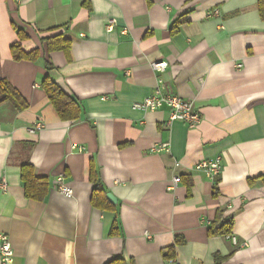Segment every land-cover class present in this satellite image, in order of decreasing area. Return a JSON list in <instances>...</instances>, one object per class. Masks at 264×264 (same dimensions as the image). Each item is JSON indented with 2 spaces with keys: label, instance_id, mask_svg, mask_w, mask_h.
<instances>
[{
  "label": "crops",
  "instance_id": "obj_1",
  "mask_svg": "<svg viewBox=\"0 0 264 264\" xmlns=\"http://www.w3.org/2000/svg\"><path fill=\"white\" fill-rule=\"evenodd\" d=\"M258 1L0 0V79L27 102L0 104V232L11 238L12 264L119 255L134 264H264ZM60 26L70 52H48V30ZM19 30L24 51L40 49L36 60L13 57ZM48 61L80 101L79 119L62 120L42 88ZM162 61L159 72L153 63ZM158 90L192 101L200 123L171 121L167 106L135 107ZM160 143L169 150L154 151ZM216 158L214 179L196 169ZM27 162L48 180L42 199L26 195ZM95 188L117 197L116 212L92 203ZM219 212L232 230L211 235Z\"/></svg>",
  "mask_w": 264,
  "mask_h": 264
},
{
  "label": "trees",
  "instance_id": "obj_2",
  "mask_svg": "<svg viewBox=\"0 0 264 264\" xmlns=\"http://www.w3.org/2000/svg\"><path fill=\"white\" fill-rule=\"evenodd\" d=\"M259 10L261 17L264 19V0H259ZM66 27H53L48 30L50 36L44 39L46 43L47 51L63 50L66 53L70 52L71 40L64 37V31ZM20 40L12 44L11 52L15 59H29L36 60L39 55L40 49H34L30 52L24 51L22 47V40L27 38V34L23 30H19ZM48 71L47 75L42 81V88L46 92L49 100L54 105L60 118L65 121L77 120L81 117L83 108L80 101L74 96L71 88L65 81V78L60 74L56 67L48 61L46 64ZM10 100L15 103L18 109L22 110L27 107V102L18 91L8 80L0 79V104ZM22 179L24 181L26 195L32 199H42L48 189V180L46 178L37 177L35 174L34 166L30 163H24L22 165ZM264 182V175L261 176ZM216 193V192H215ZM92 203L98 207L115 211L117 210L116 205L110 201L107 196V192L104 190L95 191L92 196ZM222 212H219L216 220L209 229L211 235L214 234H228L232 230V222L220 221ZM117 222L113 227V233H117ZM107 264H134L133 260L128 259L123 255L114 257Z\"/></svg>",
  "mask_w": 264,
  "mask_h": 264
},
{
  "label": "built area",
  "instance_id": "obj_3",
  "mask_svg": "<svg viewBox=\"0 0 264 264\" xmlns=\"http://www.w3.org/2000/svg\"><path fill=\"white\" fill-rule=\"evenodd\" d=\"M116 22L111 20L107 23V31H113ZM168 66L167 62H155L153 67L159 71H164ZM164 106L169 107L170 109V120H180L187 123L190 127H196L201 120L199 112L195 111L192 101L178 96V95H163L159 90L156 93L148 95L145 99L135 104V107L142 110H157ZM154 151L169 150L168 143H160L153 147ZM196 169L204 172L208 177L214 179L221 172V160L220 158L216 159H203L196 165ZM57 181L60 183L61 192L71 197L73 195L72 188L64 183L63 177H58ZM182 181L181 176H177L174 179V187ZM14 249L11 242V238L7 233L0 232V260L3 264H12L14 258Z\"/></svg>",
  "mask_w": 264,
  "mask_h": 264
},
{
  "label": "water",
  "instance_id": "obj_4",
  "mask_svg": "<svg viewBox=\"0 0 264 264\" xmlns=\"http://www.w3.org/2000/svg\"><path fill=\"white\" fill-rule=\"evenodd\" d=\"M108 197L111 201H113L114 203H117V197H115L113 193H108Z\"/></svg>",
  "mask_w": 264,
  "mask_h": 264
}]
</instances>
